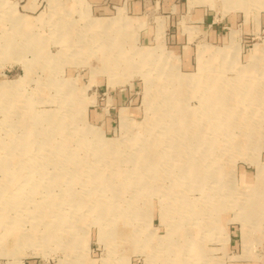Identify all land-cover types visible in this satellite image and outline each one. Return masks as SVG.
<instances>
[{"label":"rangeland","instance_id":"1","mask_svg":"<svg viewBox=\"0 0 264 264\" xmlns=\"http://www.w3.org/2000/svg\"><path fill=\"white\" fill-rule=\"evenodd\" d=\"M144 10L0 0V264H264V0Z\"/></svg>","mask_w":264,"mask_h":264},{"label":"bare ground","instance_id":"2","mask_svg":"<svg viewBox=\"0 0 264 264\" xmlns=\"http://www.w3.org/2000/svg\"><path fill=\"white\" fill-rule=\"evenodd\" d=\"M94 23H96V24H99V21H95V20H93V23L92 24H94ZM107 23V22H106ZM103 26V25H102ZM114 27V26H113ZM63 35V34H62ZM13 40V39H12ZM11 41V40H10ZM65 41H67V40H65ZM8 46H9V44H8ZM75 47V46H74ZM29 69H31V68H29ZM108 70V69H107ZM106 70V71H107ZM29 73V72H28ZM185 78V77H184ZM179 79H181V78H179ZM203 80V79H202ZM239 80L240 79H238L237 81V86L236 85H234L232 88L233 89H239V90H244V89H246V86H244L243 84H240V82H239ZM6 83V82H5ZM3 84L1 87H0V91L2 92V91H7L8 89H9V85H7V83L6 84ZM206 84V83H205ZM255 85V84H254ZM186 86V85H185ZM191 86V85H190ZM188 87V86H187ZM196 88V87H195ZM215 88V87H214ZM68 89V88H67ZM203 89V88H202ZM207 89V88H206ZM62 90V89H61ZM63 91V90H62ZM208 91V90H207ZM174 94H176V93H174ZM249 94V93H248ZM257 97V96H256ZM219 99V98H218ZM208 100V99H207ZM220 103V102H219ZM188 116V115H187ZM184 117V116H183ZM196 123V122H195ZM19 124V123H18ZM124 124V126H126V124L125 123H123ZM186 127V126H185ZM188 130V129H187ZM185 131H186V129H185ZM191 131V130H190ZM143 134V133H142ZM35 137V136H34ZM191 133H188L186 136H185V138H186V141H188V142H191ZM30 138H32V136L30 137ZM99 140V139H98ZM19 146H22V151L24 150V148H25V145H23V144H13V146L11 147V151L12 152H16L17 151V149H19ZM43 146V145H42ZM213 146V145H212ZM210 147V146H209ZM111 149V145H110V143H108L107 141H102V144H101V147H100V150L102 151V153H106V152H108L109 150ZM207 149V148H206ZM191 151V150H190ZM161 153V152H160ZM142 156H144V155H142ZM159 157V156H158ZM159 162V161H158ZM139 165V164H138ZM155 166V165H154ZM191 166L192 165H189L187 168H186V170L185 171H183V172H181L182 173V175L184 176V177H187V179H189V178H191V176H193L194 177V175L197 173V170H195V169H191ZM155 168H157V167H155ZM192 168H193V166H192ZM206 169V168H205ZM96 172V171H95ZM103 173V172H102ZM193 174V175H192ZM100 175V174H99ZM208 175V174H207ZM210 175V174H209ZM96 176V175H95ZM102 176V175H101ZM222 178V177H221ZM193 179V178H192ZM97 180V179H96ZM197 180V179H196ZM96 183V182H95ZM222 183V182H221ZM209 184V183H208ZM105 188V187H104ZM96 189V188H95ZM51 190V189H50ZM210 195V194H209ZM122 197V196H121ZM161 198V197H160ZM86 201V200H85ZM118 201V200H117ZM130 203V202H129ZM222 206V205H221ZM45 207V206H44ZM195 207V206H194ZM246 207V206H245ZM96 208V207H95ZM119 209V208H118ZM191 209V208H190ZM240 210H241V208H240ZM95 212H98V210H96ZM238 214V213H237ZM246 214H247V211H246ZM180 215V214H179ZM240 215V214H239ZM242 217V216H241ZM244 220V219H243ZM41 221V220H40ZM190 221V220H189ZM123 223V222H122ZM115 227V226H114ZM119 227V226H118ZM117 228V227H116ZM122 230V229H121ZM124 230V229H123ZM250 230V229H249ZM116 232V231H115ZM46 234L47 235H49L50 236V234H49V231H46ZM58 234V233H57ZM104 234V233H103ZM57 236H59V235H57ZM115 237H117V236H115ZM114 237V238H115ZM53 238V237H52ZM9 239L10 240H12V247L11 248H9V249H7L8 251H14L15 249H14V245L13 244H16L15 243V241L17 240V238H16V236L14 235V234H9ZM21 239V238H20ZM24 240V239H23ZM194 240V239H193ZM22 241V240H21ZM20 241V242H21ZM117 241V240H116ZM197 250V249H196ZM195 251V250H194ZM7 254V253H6ZM201 257V256H200ZM183 263H185V261L183 262Z\"/></svg>","mask_w":264,"mask_h":264},{"label":"crops","instance_id":"3","mask_svg":"<svg viewBox=\"0 0 264 264\" xmlns=\"http://www.w3.org/2000/svg\"><path fill=\"white\" fill-rule=\"evenodd\" d=\"M127 1L128 6L130 9L135 13H141L144 12V9L148 8V5L154 2L155 0H91L93 10L97 15H103L104 17H108L110 15L114 8H116V5H120L122 2ZM102 19V23H106ZM109 24L108 22L106 25ZM111 24V23H110Z\"/></svg>","mask_w":264,"mask_h":264}]
</instances>
